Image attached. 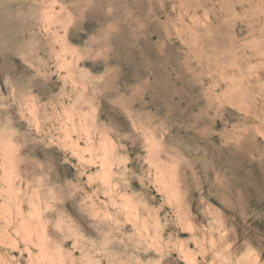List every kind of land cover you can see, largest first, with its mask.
Here are the masks:
<instances>
[{
	"label": "rangeland",
	"instance_id": "obj_1",
	"mask_svg": "<svg viewBox=\"0 0 264 264\" xmlns=\"http://www.w3.org/2000/svg\"><path fill=\"white\" fill-rule=\"evenodd\" d=\"M0 264H264V0H0Z\"/></svg>",
	"mask_w": 264,
	"mask_h": 264
},
{
	"label": "bare ground",
	"instance_id": "obj_2",
	"mask_svg": "<svg viewBox=\"0 0 264 264\" xmlns=\"http://www.w3.org/2000/svg\"><path fill=\"white\" fill-rule=\"evenodd\" d=\"M252 88H254V87H252ZM262 120V119H261ZM158 147V146H157ZM163 147V146H162ZM167 153V152H166ZM170 158H171V156H169ZM12 159V158H11ZM10 159V160H11ZM173 159V158H172ZM174 160V159H173ZM14 161V160H13ZM175 161V160H174ZM15 163H17V161L15 162ZM174 163V162H173ZM13 164V163H12ZM171 164V163H170ZM174 165V164H173ZM171 167H172V164L170 165ZM175 166V165H174ZM174 168V167H173ZM171 169V168H170ZM169 169V170H170ZM174 170V169H173ZM164 181H166V180H164ZM174 186V185H173ZM206 203V202H205ZM209 207V206H208ZM206 208H207V206H206ZM210 238H211V236H210Z\"/></svg>",
	"mask_w": 264,
	"mask_h": 264
}]
</instances>
